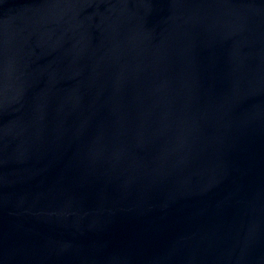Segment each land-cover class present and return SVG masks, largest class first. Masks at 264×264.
I'll return each mask as SVG.
<instances>
[{
  "label": "water",
  "instance_id": "water-1",
  "mask_svg": "<svg viewBox=\"0 0 264 264\" xmlns=\"http://www.w3.org/2000/svg\"><path fill=\"white\" fill-rule=\"evenodd\" d=\"M0 264H264V0H0Z\"/></svg>",
  "mask_w": 264,
  "mask_h": 264
}]
</instances>
